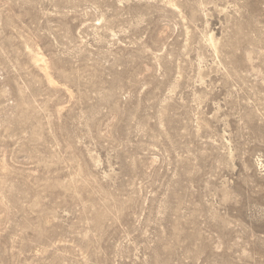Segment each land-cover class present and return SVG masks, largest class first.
Here are the masks:
<instances>
[{
  "label": "rangeland",
  "instance_id": "obj_1",
  "mask_svg": "<svg viewBox=\"0 0 264 264\" xmlns=\"http://www.w3.org/2000/svg\"><path fill=\"white\" fill-rule=\"evenodd\" d=\"M0 264H264V0H0Z\"/></svg>",
  "mask_w": 264,
  "mask_h": 264
}]
</instances>
